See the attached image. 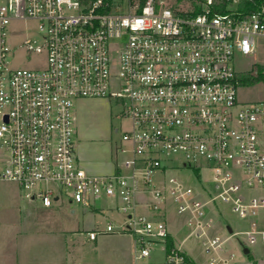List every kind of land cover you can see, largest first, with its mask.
<instances>
[{
	"label": "built area",
	"instance_id": "obj_1",
	"mask_svg": "<svg viewBox=\"0 0 264 264\" xmlns=\"http://www.w3.org/2000/svg\"><path fill=\"white\" fill-rule=\"evenodd\" d=\"M30 21L38 38L19 26ZM257 36L264 0H0V181L44 208L64 196L108 200L122 218L106 232L134 238L135 264L158 248L162 264H195L182 247L192 238L207 264H230L214 232L219 204L250 222L228 227L229 238L264 243V101H239L235 68ZM20 48L26 60L45 56L46 68L15 66ZM83 99H113L130 121L111 174H90L76 155ZM185 170L196 186L176 175ZM168 197L187 232L170 247Z\"/></svg>",
	"mask_w": 264,
	"mask_h": 264
},
{
	"label": "rangeland",
	"instance_id": "obj_2",
	"mask_svg": "<svg viewBox=\"0 0 264 264\" xmlns=\"http://www.w3.org/2000/svg\"><path fill=\"white\" fill-rule=\"evenodd\" d=\"M20 28L26 33L31 32V36L38 38L36 22H20ZM34 29V31H33ZM25 35L13 39L12 44L23 43ZM25 50L20 48L16 53L14 65L17 67H29L35 69L46 68L47 62L43 55H33L30 60L25 58ZM255 65L264 66V37L255 38V51L251 58L238 57L235 61V68L240 73L251 71ZM239 101L242 104H254L264 101V83H258L250 87H240ZM75 148L76 155L82 167L87 171L89 166L105 169H111V163L116 159L117 147L126 145L122 141V134L130 129V121L121 116V108L118 102L113 99H83L75 102ZM113 158V159H112ZM120 156L119 159H122ZM176 174V173H171ZM182 180L195 185V180L191 172L185 170L182 174L177 173ZM264 194V192H260ZM91 206H96L107 210L110 203L105 199L91 201ZM166 216L170 231L175 234L177 240L181 241L186 236V229L182 227L185 221L183 216L177 214L176 207L171 198H167ZM220 212L212 209L215 222L214 232L227 237V227H231L235 232L246 231L249 229L250 222L239 219L228 207L219 204ZM76 213L72 214L71 211ZM82 207L77 204H69V200L64 196L61 203L55 202L52 208L45 209L36 201L30 203L25 196L24 191L12 182L0 181V230H6L11 236H17L21 231L24 232L29 226L38 225L48 229H66L78 230V226L86 221L83 216ZM97 222L99 227H106L107 222L118 224L122 215L114 210L111 214H99ZM240 241H242L240 243ZM259 242L248 243L246 236H235L226 243V248L239 257H245L246 248H254ZM186 252L201 264H207L209 255L205 254L201 248L200 242L194 238L185 243ZM162 254L158 248L155 258Z\"/></svg>",
	"mask_w": 264,
	"mask_h": 264
},
{
	"label": "crops",
	"instance_id": "obj_3",
	"mask_svg": "<svg viewBox=\"0 0 264 264\" xmlns=\"http://www.w3.org/2000/svg\"><path fill=\"white\" fill-rule=\"evenodd\" d=\"M119 158L120 156L116 153V159L114 162L112 161L109 171L95 166H89L87 170L90 174L94 175L111 174L114 172L116 162L120 160ZM147 198L150 199L149 196H143L139 199ZM35 202L30 201V203ZM69 204L72 205L74 203L69 202ZM81 207L83 216L87 219L83 221L82 226H78L77 231L66 229L54 230L35 225L29 226L17 236H11L6 230H0V264H135L134 238L129 234L108 233L106 232V227L100 228L97 222L96 216L99 214H111L115 210V207L110 205L107 210L96 206ZM137 212L153 216L145 207H139ZM71 213L75 214L76 211L72 210ZM182 227L185 228L184 223ZM94 230H98L100 233L95 240H91L89 233ZM171 234L173 244L180 245L184 238L178 241L175 234L172 232ZM223 239L226 240L224 252L222 253L223 256L230 257L234 255L230 264H264V243L256 241L260 244L252 249L246 248L249 250V253H244L245 257L236 259L235 253L232 251L228 252L229 250L226 248V243L230 240L229 236L223 237ZM185 243L182 247L186 252ZM155 254L149 260V264H162L160 256L155 258ZM187 255L195 264H201L188 253Z\"/></svg>",
	"mask_w": 264,
	"mask_h": 264
},
{
	"label": "trees",
	"instance_id": "obj_4",
	"mask_svg": "<svg viewBox=\"0 0 264 264\" xmlns=\"http://www.w3.org/2000/svg\"><path fill=\"white\" fill-rule=\"evenodd\" d=\"M237 79L239 80L241 87H250L261 82L264 83V66L255 65L251 71L238 74ZM172 245L173 240L171 238L168 241V246L170 247Z\"/></svg>",
	"mask_w": 264,
	"mask_h": 264
},
{
	"label": "water",
	"instance_id": "obj_5",
	"mask_svg": "<svg viewBox=\"0 0 264 264\" xmlns=\"http://www.w3.org/2000/svg\"><path fill=\"white\" fill-rule=\"evenodd\" d=\"M229 231L231 232V228H229ZM244 253H245V254H248V253H249V250H248V249H245V250H244Z\"/></svg>",
	"mask_w": 264,
	"mask_h": 264
}]
</instances>
